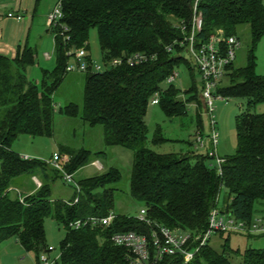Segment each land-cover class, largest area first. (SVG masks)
<instances>
[{"label":"trees","instance_id":"1","mask_svg":"<svg viewBox=\"0 0 264 264\" xmlns=\"http://www.w3.org/2000/svg\"><path fill=\"white\" fill-rule=\"evenodd\" d=\"M43 1L36 0V4ZM58 1L63 12L60 21L68 28L71 39L57 36L55 66L42 70L40 85L28 76L39 56L37 47L26 44L15 58L0 54V244L15 237L26 251L36 253L39 264L42 252H52L46 243L45 229L46 219L52 218L66 230L60 257L54 264H130L127 248L115 245L111 236L128 230L150 235L153 226L136 216L114 211L117 192L121 191L117 185L122 178L118 167L74 179L77 187L70 199L51 197L54 181L64 179V173L74 178L106 150L59 143L57 152L65 158L64 170H59L51 162L25 158L12 148L21 134L54 137L55 93L69 73L68 51L85 46L87 59L92 61L88 45L92 28L98 31L104 68L94 71L89 67L86 72H79L84 75L82 106L70 102L59 112L80 117L91 127L101 126L106 148L122 146L132 151L130 193L144 204L147 217L180 233H204L225 187L228 195L224 207H219L222 214L247 227L256 219L264 222V112L248 109L237 115V150L224 157L222 173L218 164L209 162L214 158L209 155L210 143L203 148L195 146L198 134L181 152L160 153L148 147L145 118L156 93L160 94L157 105L168 117L187 115L194 104L195 132L205 133L202 84L199 88L193 83L185 92L173 83L164 85L181 65L198 72L184 40L192 29L196 0ZM198 11L203 15V27L196 35L197 45L218 30L237 37L242 24L250 26L254 45L264 36V0H199ZM135 53H143L148 59L135 65L125 59L117 66L110 64L115 58ZM234 63L226 68L229 83L223 85L222 80L217 94L246 97L249 108L264 103V75L256 72L254 49L247 65L235 67ZM165 141L168 139L158 127L152 142ZM33 177L40 178L41 185L35 184ZM111 212L116 213V218L109 227H70L76 219L104 217ZM216 234L227 235L222 251L210 244ZM232 234L264 236V232H216L190 261L185 262L183 255L176 254L165 256L157 264H264V248L247 247L240 253L229 245ZM196 245L190 243L188 247ZM231 253L241 254L242 262H233Z\"/></svg>","mask_w":264,"mask_h":264},{"label":"rangeland","instance_id":"2","mask_svg":"<svg viewBox=\"0 0 264 264\" xmlns=\"http://www.w3.org/2000/svg\"><path fill=\"white\" fill-rule=\"evenodd\" d=\"M37 22L38 24H36L32 33V39H36L37 46L40 45L39 56L35 65L29 69L28 76L31 81L40 85L42 70H51L55 66V54L53 51L54 34L48 32L49 35H47L44 30L45 28L43 29L42 27L41 20L38 19ZM237 37L240 40V47L237 50L235 67L247 65L250 52L253 48L257 64L256 72L264 75V36L254 45L250 26L242 24L237 29ZM88 45L90 54L94 60L101 62V49L96 28H92L90 31ZM45 51L50 54L49 59L43 56ZM185 55L188 56L187 53ZM175 69L179 72L178 79L173 83L176 88L185 92L193 83H196L200 88L202 79L196 70L191 72L184 65ZM83 76V73L79 72L67 73L63 84L55 93L57 109L55 113L54 137H32L21 134L13 142L12 148L21 156L38 158L46 162H51L54 154L58 151L59 143L69 144L77 148L83 146L91 148L94 151L106 150L107 153L103 154L99 160H95L92 164L90 163L78 171L74 175V179L77 181L80 177L93 176L113 166L120 168L122 178L117 185L121 191L117 192V202L114 211L137 217L144 204L134 199L130 193V177L133 163L132 151L122 146L106 148L101 126L91 127L84 123L80 117H69L59 112L60 107L70 102H76L82 106ZM228 83L229 77L224 76L222 84L227 85ZM164 85L166 86L167 84L165 83ZM248 101L246 97L228 98L227 102L215 101L214 117L220 136L217 152L220 157L224 158L236 153L237 115L248 109L258 113L264 112V103L249 108ZM201 105L202 112L204 113V135L206 136L210 135L212 128L202 99ZM196 114L197 108L194 104L190 106V111L187 115L178 117H168L159 105L150 104L145 118L149 130L148 147L160 153L181 152V150H184V147H189L187 142L192 141L194 136L199 134L198 131L195 132L197 127ZM158 127L161 129L162 136L167 138L168 141L154 144L152 140L156 135ZM210 147L212 148V145ZM199 152H202V150ZM209 162L214 166L218 164L215 157L209 159ZM37 181L41 183L40 178L36 179V184L39 185ZM76 187L75 183L66 182L63 178H59L52 183L51 197L54 199H70L75 194ZM11 194L14 195L15 192H11ZM227 195V189L223 187L219 200L220 208L224 207ZM45 229L46 243L48 248L52 250L50 257L57 260L60 257V245L66 236V230L52 218L46 219ZM226 236L213 235L210 244L216 250L222 251ZM229 245L234 250H239L240 253H243L247 247L264 248V236L248 237L246 234H232ZM231 258L235 263L242 262V255L239 253H231ZM0 264H38V256L34 252L26 251L19 241L13 237L0 244Z\"/></svg>","mask_w":264,"mask_h":264},{"label":"built area","instance_id":"3","mask_svg":"<svg viewBox=\"0 0 264 264\" xmlns=\"http://www.w3.org/2000/svg\"><path fill=\"white\" fill-rule=\"evenodd\" d=\"M198 2L199 0H196L194 6L192 29L190 33L184 37V40L187 42L190 57L202 79L201 96L207 114L210 117V126L212 130L209 136H204L199 133L195 137V146L203 148L207 146L209 142L210 145H212V148L209 146V155L217 159L219 172L222 173L221 165L224 162V158L220 157L217 152L220 136L216 129V120L214 117L215 101H228V98L221 94H217V88L226 74L227 66L236 60L237 50L240 47V40L234 35L228 36L222 30H218L211 34L205 41L197 45L196 35L203 27V15L198 11ZM9 17H14L19 20L23 18L22 15L15 14L14 12L9 13ZM62 17V6L60 1H58L47 16L48 26L53 29L54 40H56L57 36H62L65 40L71 39L70 35L67 34L68 28L60 21ZM56 28L58 30L55 31L54 29ZM183 30H185V27H183ZM68 55L71 57L66 68L68 72H86L89 67H92L94 71H102L104 68L102 62H98L94 59L89 61L87 59L88 51L85 46L68 51ZM124 59L130 65H135L147 60L148 56L143 53H135L127 58H115L110 64L117 66L123 63ZM178 77L179 72L174 69L167 77L166 84L174 83ZM159 100L160 94L156 93L151 100V104L157 105ZM24 157L28 158L29 156ZM64 159L65 158L56 152L51 163L59 170H64ZM64 180L76 184L72 174L64 173ZM38 184L41 185L39 182ZM77 201L78 200H75V202ZM115 218L116 213L111 212L104 217L91 216L84 220L76 219L70 222V227L77 229L89 224L109 227ZM137 218L153 226L150 235L135 230H128L115 232L111 236V240L115 245L127 248L130 264H157L160 260L164 259L165 256H173L176 254L183 255L185 262H188L194 257L201 246L207 244L208 239L216 232H264V222L262 219H256L250 227H247L243 222H237L232 217H227L222 214L219 206L211 211L206 231L198 235H193L190 232L180 233L153 222L147 217V210L145 208L141 209ZM190 243H197V245L193 248H189L188 246ZM55 260L56 259H52L50 254L45 251L40 255L39 264H54Z\"/></svg>","mask_w":264,"mask_h":264},{"label":"crops","instance_id":"4","mask_svg":"<svg viewBox=\"0 0 264 264\" xmlns=\"http://www.w3.org/2000/svg\"><path fill=\"white\" fill-rule=\"evenodd\" d=\"M57 1L44 0L42 3L45 2V4L40 3L37 5L36 0H0V54L15 58L19 48L24 47L26 44L39 49L40 45L37 46L36 39H32L33 30L38 24L37 20L40 19L43 29L45 28V33L47 35L50 32L53 34L48 26L47 16ZM11 12L20 14L23 18L19 20L9 17ZM43 56L46 59L50 58V54L46 51ZM35 178L38 180V177ZM32 180L36 184L34 177Z\"/></svg>","mask_w":264,"mask_h":264}]
</instances>
